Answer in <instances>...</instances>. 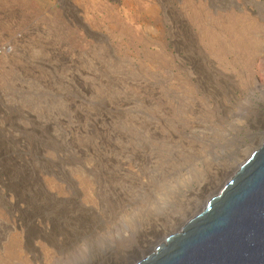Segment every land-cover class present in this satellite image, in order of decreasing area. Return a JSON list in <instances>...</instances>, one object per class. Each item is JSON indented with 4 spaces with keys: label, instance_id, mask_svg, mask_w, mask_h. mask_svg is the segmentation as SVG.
<instances>
[{
    "label": "rangeland",
    "instance_id": "rangeland-1",
    "mask_svg": "<svg viewBox=\"0 0 264 264\" xmlns=\"http://www.w3.org/2000/svg\"><path fill=\"white\" fill-rule=\"evenodd\" d=\"M263 141L264 0H0V264H136Z\"/></svg>",
    "mask_w": 264,
    "mask_h": 264
},
{
    "label": "water",
    "instance_id": "water-1",
    "mask_svg": "<svg viewBox=\"0 0 264 264\" xmlns=\"http://www.w3.org/2000/svg\"><path fill=\"white\" fill-rule=\"evenodd\" d=\"M136 264H264V141L202 211Z\"/></svg>",
    "mask_w": 264,
    "mask_h": 264
},
{
    "label": "bare ground",
    "instance_id": "bare-ground-1",
    "mask_svg": "<svg viewBox=\"0 0 264 264\" xmlns=\"http://www.w3.org/2000/svg\"><path fill=\"white\" fill-rule=\"evenodd\" d=\"M35 226H36V225H35ZM38 229H39V228H38ZM107 237H108V236H107ZM108 238H109V237H108ZM109 239H110V238H109ZM109 239H108V240H109ZM58 262H59V261H58ZM63 263H64V262H63Z\"/></svg>",
    "mask_w": 264,
    "mask_h": 264
}]
</instances>
